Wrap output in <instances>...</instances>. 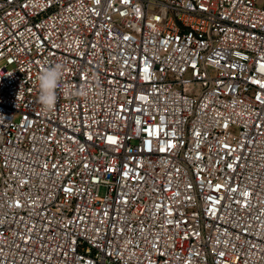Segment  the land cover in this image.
<instances>
[{"label":"built area","instance_id":"obj_1","mask_svg":"<svg viewBox=\"0 0 264 264\" xmlns=\"http://www.w3.org/2000/svg\"><path fill=\"white\" fill-rule=\"evenodd\" d=\"M0 264H264V0H0Z\"/></svg>","mask_w":264,"mask_h":264},{"label":"clouds","instance_id":"obj_2","mask_svg":"<svg viewBox=\"0 0 264 264\" xmlns=\"http://www.w3.org/2000/svg\"><path fill=\"white\" fill-rule=\"evenodd\" d=\"M64 70V64L58 62L51 66H46L37 76L38 102L45 109L51 110L57 102V89ZM77 94H83V90Z\"/></svg>","mask_w":264,"mask_h":264}]
</instances>
